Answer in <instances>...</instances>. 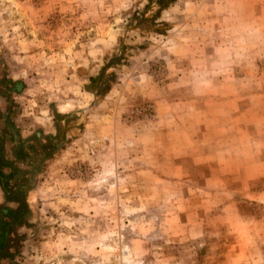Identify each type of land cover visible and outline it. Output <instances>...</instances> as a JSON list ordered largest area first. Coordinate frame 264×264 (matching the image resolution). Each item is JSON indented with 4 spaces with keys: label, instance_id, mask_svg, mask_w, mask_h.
I'll return each instance as SVG.
<instances>
[{
    "label": "rangeland",
    "instance_id": "obj_1",
    "mask_svg": "<svg viewBox=\"0 0 264 264\" xmlns=\"http://www.w3.org/2000/svg\"><path fill=\"white\" fill-rule=\"evenodd\" d=\"M0 105L41 143L0 264H264V0H0Z\"/></svg>",
    "mask_w": 264,
    "mask_h": 264
},
{
    "label": "crops",
    "instance_id": "obj_2",
    "mask_svg": "<svg viewBox=\"0 0 264 264\" xmlns=\"http://www.w3.org/2000/svg\"><path fill=\"white\" fill-rule=\"evenodd\" d=\"M9 114V110L0 105V258L11 259L12 250L18 249L17 240L21 243L25 232L20 228L29 223L32 170L28 168L34 158L41 156L38 147L41 143L33 142L30 133L14 124ZM38 134L32 137L39 140ZM47 137L51 139L52 136Z\"/></svg>",
    "mask_w": 264,
    "mask_h": 264
}]
</instances>
